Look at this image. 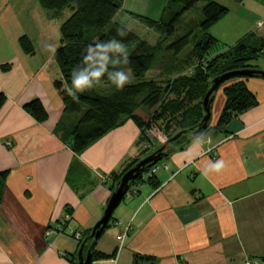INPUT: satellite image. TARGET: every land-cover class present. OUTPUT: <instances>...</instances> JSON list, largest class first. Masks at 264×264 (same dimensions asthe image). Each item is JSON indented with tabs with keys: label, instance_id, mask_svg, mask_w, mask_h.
I'll list each match as a JSON object with an SVG mask.
<instances>
[{
	"label": "crops",
	"instance_id": "crops-1",
	"mask_svg": "<svg viewBox=\"0 0 264 264\" xmlns=\"http://www.w3.org/2000/svg\"><path fill=\"white\" fill-rule=\"evenodd\" d=\"M29 1L21 12L23 0H0V91L7 96L0 110V172L9 171L0 178V264H78L74 231L84 236L92 230L114 191V173L141 156L145 143L132 119L81 153L62 138L58 124L71 127L79 114H64L55 52L46 46L61 45V25L71 13L51 16L39 0ZM213 1L228 12L209 29L217 39L212 52L249 33L264 37V0ZM166 3L125 0L123 12L133 21H140L137 14L162 19ZM23 35L31 39L32 53L22 48ZM187 56L179 64H187ZM162 59L154 66L159 72ZM246 85L258 104L233 118L225 132L171 154L155 182L134 185L95 244L112 255L92 264H264V78L250 77ZM35 98L48 112L44 122L24 110ZM214 101L217 121L222 88ZM150 131L162 135L157 127ZM221 159V172L204 175ZM137 255L143 258L136 261Z\"/></svg>",
	"mask_w": 264,
	"mask_h": 264
},
{
	"label": "trees",
	"instance_id": "trees-1",
	"mask_svg": "<svg viewBox=\"0 0 264 264\" xmlns=\"http://www.w3.org/2000/svg\"><path fill=\"white\" fill-rule=\"evenodd\" d=\"M199 1L167 0L162 19L138 14L136 16L161 36L175 35L180 30L176 21L195 7ZM39 2L51 16L60 15L66 8L71 9L70 16L61 25V45L54 53V60L60 72V78L55 80V86L63 99L64 114L81 113V116L71 127L66 126L63 121L58 124V129L60 127L62 130V132L60 129L58 131L61 132L62 138L74 152L81 153L109 131L119 127L128 119H132L141 130L140 142L145 143L144 150L152 148L151 152H142L141 156L131 160L121 172L114 173V190L122 176L130 168L155 151L153 140L149 135V130L152 128L159 129L164 142L181 130L194 128L193 131L181 135L165 147V150H168V155L164 158H168L174 152L185 149L194 140L206 139L225 132L227 124L233 118L258 104L256 94L246 85V79L250 77L230 78L223 82L213 94L215 100L217 92L222 88L225 96L218 120L216 123L209 121L206 128L197 132L205 114L203 99L212 86V79L231 70L259 69V65L253 61L264 53V37L257 36L255 33L245 35L223 51L212 52L213 47L217 44V39L209 33V29L228 12L226 6L216 1H206L202 8L203 18L194 23V26L198 27L197 32H193V27H190L183 36L168 46L178 55L191 44L192 48L186 54L188 56L185 60L188 63L183 65L175 62L177 63L174 67L176 70L173 72H166L163 67L160 71L162 78L157 79L148 78L147 73L154 68L159 59L158 53L151 51V48L160 47L159 43L161 42L156 46H151L117 20L118 14L124 9L125 0H39ZM170 13L172 18L166 22L165 17ZM118 28H125L127 35L119 36ZM112 39L121 41L125 47H129L134 42L138 43L133 52L128 54L129 63L118 66L124 71H131V82L126 84L123 90L116 89L110 93L99 91L95 85L84 92L76 93L78 99L74 100L72 96L68 95L66 89L72 86L73 70L84 66L82 58L86 55V48L89 45L94 46L96 43H107ZM20 44L26 52L34 51V45L27 35L20 37ZM204 59L207 61L205 62ZM9 68V64L3 65L4 70ZM109 70H112L111 65ZM254 77L264 78V76ZM101 82L109 83L111 81L105 74ZM6 101V94L0 91V110ZM141 108L147 111V118L137 113ZM24 110L39 122L48 119V112L39 98L27 102L24 105ZM187 140L191 141L186 144ZM164 142H161L159 146H162ZM149 169L150 167H146L136 179L130 182L129 190L134 185L146 181L155 182V174L148 178L143 177V174ZM8 173V170L0 172V178L5 179ZM1 186L0 183V201ZM91 231V229L87 231L79 245L85 237L90 235ZM96 242L97 240L91 239L85 246L86 250L93 243V260L112 255L95 250ZM142 258L141 255H137L136 261Z\"/></svg>",
	"mask_w": 264,
	"mask_h": 264
},
{
	"label": "rangeland",
	"instance_id": "rangeland-1",
	"mask_svg": "<svg viewBox=\"0 0 264 264\" xmlns=\"http://www.w3.org/2000/svg\"><path fill=\"white\" fill-rule=\"evenodd\" d=\"M20 0H17V3ZM207 0H200L197 5L195 7H193L192 9L188 10L183 17H181L179 20L176 21V25L177 27L180 28V30L177 31V33L175 35H166V36H161L159 33L155 32L154 30L152 31H145L143 30V28H145L144 23L141 21H133V19H129V17H127L126 13L123 12V10L118 14L117 16V20L119 22H121L122 24L124 23V25H130V27H135V29L141 33V35L144 37V40H146L151 46H156L157 43H159V46L161 47H156V48H151V51L158 53V57L159 60L162 59H166L163 67H165L166 72H173L176 70V68H174L176 66L177 63L175 62H179L180 59H183L185 57V55L191 50L192 45L189 44L182 52H180L178 55L175 54L173 49L168 48V46H170L171 44H173L180 36H183L190 27H193V32H197L198 31V27L194 26L195 22L200 21L203 18V13H202V8L205 5ZM25 4V6H24ZM30 5V1L29 0H23V5L18 4V6L21 8V12H25L23 11L24 9H26V6ZM31 6V5H30ZM29 6V7H30ZM28 7V8H29ZM71 13V9L66 8L63 11V18L65 19V17H67V15H69ZM25 15V13H23ZM34 16V14H32ZM171 13L167 14L165 17L166 22H168L171 19ZM136 19V20H137ZM264 25V24H263ZM48 27V26H47ZM148 27V26H147ZM59 33V31H58ZM138 43L134 42L132 44L129 45V47L127 48L128 54L132 53L133 50L135 49L136 45ZM257 45V44H256ZM168 60H171L170 62H168ZM173 61V62H172ZM168 62V63H167ZM172 62V63H171ZM254 63L259 65V69H263L264 70V53H262L257 59H255L253 61ZM167 63V64H166ZM163 64V63H161ZM159 69H152L150 71H148L147 73V77L148 78H162V75L160 74V72L158 71ZM132 80V79H131ZM97 89L103 93H110L114 90H116L115 85L112 82L109 83H104V82H100L99 84L96 85ZM218 93V92H217ZM216 108H217V102L214 101L213 103V110H212V117L210 119V121L213 123L214 121H216L217 119V112H216ZM143 110V111H142ZM140 112V114L147 118V111L145 109H140L138 111V113ZM79 116H81V113H79ZM150 136L152 138H154L155 141V145H154V150L158 149L161 143L162 135L160 133H155L154 131H150ZM144 147H142V150H144ZM152 151L151 149H147L146 151L144 150L143 152L145 153H149ZM164 162H168L167 158H163L162 160H160L158 162V166L161 167L163 166Z\"/></svg>",
	"mask_w": 264,
	"mask_h": 264
},
{
	"label": "water",
	"instance_id": "water-1",
	"mask_svg": "<svg viewBox=\"0 0 264 264\" xmlns=\"http://www.w3.org/2000/svg\"><path fill=\"white\" fill-rule=\"evenodd\" d=\"M237 76H264V70L258 68H246V69H237L225 72L219 76H216L212 79V86L207 91L204 99H203V107L205 114L202 118V122L200 126L197 128V132L202 130L208 126V123L212 117V109L211 103L214 100V92L219 88V86L227 81L230 78L237 77ZM193 127L190 129H184L177 132L175 135L167 139L162 146L156 149L153 153L145 156L142 158L135 166L130 168L121 178L119 181L116 189L113 191L108 204L105 208L103 216L96 222V224L92 227V231L90 235L85 237L84 241L81 243L79 250H78V264H92L93 261V254H92V245L88 248L85 252V246L88 241L91 239L98 240V238L103 234L110 219L113 216L114 211L120 205L124 197L126 196L130 182L136 179L141 172L146 167H152L153 165L157 164L160 160L168 155V150H165V147L172 141L177 140L181 135H186L190 131H193ZM191 140H187L186 144L189 143Z\"/></svg>",
	"mask_w": 264,
	"mask_h": 264
},
{
	"label": "clouds",
	"instance_id": "clouds-1",
	"mask_svg": "<svg viewBox=\"0 0 264 264\" xmlns=\"http://www.w3.org/2000/svg\"><path fill=\"white\" fill-rule=\"evenodd\" d=\"M117 34L121 37L127 35L125 28H118ZM46 49L55 52V47L47 45ZM86 55L82 58L81 68L74 69L72 72L71 87L66 89L68 95L74 100L78 99L76 93L84 92L86 89H91L101 82L102 77L107 74L108 79L115 85L117 90H123L124 86L131 82V72L124 71L118 66L128 64V51L121 41L112 39L107 43H96L94 46L89 45L86 48ZM111 65L112 70H109ZM161 142H164L161 140ZM211 142L210 140L208 141ZM226 167L223 159L211 163L204 170V175L209 171L219 173Z\"/></svg>",
	"mask_w": 264,
	"mask_h": 264
},
{
	"label": "built area",
	"instance_id": "built-area-1",
	"mask_svg": "<svg viewBox=\"0 0 264 264\" xmlns=\"http://www.w3.org/2000/svg\"><path fill=\"white\" fill-rule=\"evenodd\" d=\"M264 23L263 22H260L259 23V25L260 26H262ZM204 61L206 62L207 60L206 59H204ZM9 144L11 145V143L9 142ZM149 145H151L150 143H149ZM158 165L157 164H155V165H153L152 167H150V169L148 170V171H146L144 174H143V177L144 178H148V177H151V176H153L154 174H155V172L157 171V169H158ZM137 189V188H136ZM71 216V214H67L66 215V219H69V217ZM73 236L77 239V240H81L82 239V232H80V231H74V234H73ZM119 238H121V237H119ZM249 264H251V263H249Z\"/></svg>",
	"mask_w": 264,
	"mask_h": 264
}]
</instances>
